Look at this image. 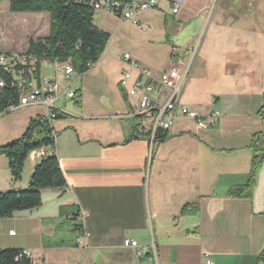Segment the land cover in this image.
Listing matches in <instances>:
<instances>
[{
    "label": "crops",
    "instance_id": "0c3cea01",
    "mask_svg": "<svg viewBox=\"0 0 264 264\" xmlns=\"http://www.w3.org/2000/svg\"><path fill=\"white\" fill-rule=\"evenodd\" d=\"M46 19L43 34L29 39L48 34ZM137 19L144 28L94 12V25L109 40L82 75L66 79L55 63H41L40 78L54 81L59 94L75 93L56 104L65 117L51 121L54 147L47 150L66 188L43 190L38 208L1 219L0 250L27 251L32 264H259L264 160L249 198L229 192L246 182L252 136L264 130V0H160ZM196 46L181 102L202 118L216 110L215 126L200 130L178 118L149 156V140L135 125L147 127L150 119L135 118V100L119 82L124 71L131 74L128 86L151 81L122 56L158 79L171 67L173 51ZM168 95L159 86L151 93L158 105ZM38 116L46 110L19 107L1 116L0 146L21 137ZM40 160L38 151L30 153L20 180L12 182L0 156V192L26 189ZM76 224L85 236L74 231ZM124 240L136 248L123 247Z\"/></svg>",
    "mask_w": 264,
    "mask_h": 264
},
{
    "label": "trees",
    "instance_id": "16d2710c",
    "mask_svg": "<svg viewBox=\"0 0 264 264\" xmlns=\"http://www.w3.org/2000/svg\"><path fill=\"white\" fill-rule=\"evenodd\" d=\"M8 10L13 14H47L49 17L48 34L45 37L28 39L24 52V55L36 59V83L39 81L42 62L69 61L75 73H86L98 61L109 40V36L94 25V12L89 0H8ZM0 78L4 81V86L0 88V113H3L10 106L19 103L20 93L11 76L0 72ZM261 115L264 118V109ZM146 117L139 115L135 118L141 120ZM142 127L140 123L135 125L139 134L148 140L150 131L143 132ZM166 131L156 129L153 141L164 142L168 137ZM53 147L51 121L41 116L30 120L21 137L0 146V156L8 161L12 182L20 180L24 163L30 153L39 149L45 151V155L41 156L40 162L33 168L26 189L0 192V220L11 217L16 212L38 208L43 190H65L66 183L58 160L47 152ZM249 149L252 153L250 174L242 186L230 190L229 196L232 198H249L251 195L257 170L264 160V130L252 136ZM80 230V224L74 225V231ZM20 252L0 250V264H32L30 258H19ZM257 261L264 264V252L257 257Z\"/></svg>",
    "mask_w": 264,
    "mask_h": 264
},
{
    "label": "built area",
    "instance_id": "2783aa9c",
    "mask_svg": "<svg viewBox=\"0 0 264 264\" xmlns=\"http://www.w3.org/2000/svg\"><path fill=\"white\" fill-rule=\"evenodd\" d=\"M160 0H89L93 12L106 11L119 18L122 22L130 23L134 26L144 28L138 22V16L146 11L157 7ZM177 8L172 9V13H176ZM196 47L189 50L172 52L171 67L166 70L158 79L152 78L147 69H144L136 62L132 61L128 54L122 56L123 63L134 71L139 78H146L148 84H141L139 81L134 82L130 86L127 85L131 79L129 71H124L119 82V86L126 91L128 99H134L133 108L138 115H145L150 121L147 127H142L143 132L150 131L148 137L150 148L149 156L152 154L153 135L156 129L168 130L172 127L175 120L178 118L191 120L195 123L197 129L206 130L215 126L219 113L212 110L207 117H199L193 110L181 102L182 87L188 78L193 59L196 54ZM56 72L64 78L69 79L74 71L69 63L56 62ZM36 59L33 56H26L24 53L4 54L0 53V72L8 74L15 80L17 90L20 93L19 103L16 106H10L6 112L0 113V117L4 114L14 111L19 107H42L46 110V118L49 121L64 118L63 111L57 108L56 104L60 97L66 99H74L75 93L70 89H66L59 94L56 90L54 81H49L45 78H40L38 83L34 79ZM4 86V81L0 78V88ZM167 89L169 95L162 105L152 99L151 93L156 87ZM40 156L45 155L44 149H39ZM83 213L79 219L82 221ZM11 235L14 233L11 232ZM81 234L85 236L84 230L81 228ZM79 242V240H77ZM137 243L131 240H124L123 247L135 249ZM30 258L27 251H21L18 255L21 257ZM204 264H212L208 259Z\"/></svg>",
    "mask_w": 264,
    "mask_h": 264
},
{
    "label": "rangeland",
    "instance_id": "374dc122",
    "mask_svg": "<svg viewBox=\"0 0 264 264\" xmlns=\"http://www.w3.org/2000/svg\"><path fill=\"white\" fill-rule=\"evenodd\" d=\"M43 15L45 16H41L40 14L10 13L8 10V0H0V53L18 55L24 53L27 40L34 38V36H41L43 29L48 26L47 14ZM37 26L40 32L36 35L34 27ZM199 44L200 42L198 46ZM195 60L196 54L193 63ZM66 104L71 105V101H66Z\"/></svg>",
    "mask_w": 264,
    "mask_h": 264
}]
</instances>
